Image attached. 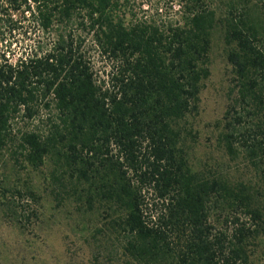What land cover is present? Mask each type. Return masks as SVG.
Wrapping results in <instances>:
<instances>
[{
	"label": "trees",
	"instance_id": "obj_1",
	"mask_svg": "<svg viewBox=\"0 0 264 264\" xmlns=\"http://www.w3.org/2000/svg\"><path fill=\"white\" fill-rule=\"evenodd\" d=\"M175 1L179 19L155 21L119 16V0H0V45L24 19L51 39L14 62L0 53V209L29 248L44 212L66 211L93 264H253L264 237V0H221L224 11ZM216 30L230 69L212 131L252 170L246 180L191 154ZM91 47L116 62L106 82ZM12 247L0 264L25 263Z\"/></svg>",
	"mask_w": 264,
	"mask_h": 264
},
{
	"label": "rangeland",
	"instance_id": "obj_2",
	"mask_svg": "<svg viewBox=\"0 0 264 264\" xmlns=\"http://www.w3.org/2000/svg\"><path fill=\"white\" fill-rule=\"evenodd\" d=\"M220 1L213 0V5L218 10L224 11V5ZM117 14L127 20L137 17L166 21L168 19L178 20L180 9L175 0H119ZM17 27L12 31L7 29L8 26L3 28V42L0 45V53H4L11 62L16 61L31 46H45L50 43L49 33H41L31 21L21 20ZM90 37L91 34H85L87 42L90 41ZM90 56L98 80L108 81L116 68V62H113L106 54H100L94 48L90 50ZM229 69L224 55L221 32L216 30L210 50V77L205 82L201 96V111L193 122L191 121L194 129H200L198 143L193 144L191 154L193 161L199 165L228 172L235 178L242 177L243 174L246 180L253 177L252 170L245 171L246 165L243 164L241 156L232 160L225 155L216 140V133L212 131L216 120L222 117L228 103L229 81L226 74ZM237 169H240L242 174ZM65 212L60 211L56 214L44 212L43 218L47 221L42 224L41 230L34 231L32 237H34L35 245L29 248L30 242L24 239L17 230L9 228L2 220L0 209V249L1 246H6L7 249L9 244H13V254L20 253L18 257L25 260L24 264H93L85 249L86 246H82L77 240L78 232L73 230L75 226L73 216L68 213L63 216ZM251 260L253 264H264V237ZM11 261L16 262L12 258Z\"/></svg>",
	"mask_w": 264,
	"mask_h": 264
}]
</instances>
